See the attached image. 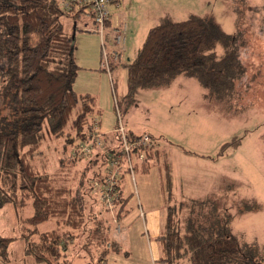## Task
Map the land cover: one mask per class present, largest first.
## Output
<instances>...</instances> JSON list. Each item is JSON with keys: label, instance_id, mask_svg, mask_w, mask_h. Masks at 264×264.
I'll return each mask as SVG.
<instances>
[{"label": "rangeland", "instance_id": "rangeland-1", "mask_svg": "<svg viewBox=\"0 0 264 264\" xmlns=\"http://www.w3.org/2000/svg\"><path fill=\"white\" fill-rule=\"evenodd\" d=\"M113 1L118 4L114 14L125 19L124 38H129L121 49L113 46L109 32L105 31V51L119 52L109 73L103 66L102 51L100 62L96 65L94 61V70L81 68V64H93L89 59L94 46L92 35L100 44L101 37L82 31L84 18L61 17L64 31L73 36V54L80 66L73 89L79 95L94 97L101 132L118 125L119 111L130 132H145L156 140L160 147L158 164L162 166V160L166 159L171 165L172 203L184 199L216 200L232 216V233L239 240L255 241L264 249V0ZM191 15L208 16L225 33L237 37L245 72L236 82L231 98L220 101L207 97L196 78L182 74L168 85L141 88L129 95L124 65L135 57L148 28ZM216 51L221 54L222 48L218 46ZM42 127L46 137L39 157L45 160L44 169L70 189L85 217L83 227L72 232L78 235L67 244L64 263L94 264L101 249L110 248L109 243L115 241L120 248L109 249L110 264H156L153 254L159 244L145 228L143 213L151 209L146 220L149 213H159L163 226L164 214L157 208L161 206L158 164L151 165L146 172L136 164L134 184L129 175H124L120 190L129 194L131 201L117 216L118 208H106L89 186L90 180L102 174L101 160H80L79 165L66 163L61 167L58 160L63 155L64 138L49 134L45 123ZM235 139L237 146H228L219 155L221 146ZM39 159L36 157L38 168ZM93 172L98 175L92 177ZM244 202L256 209L240 213ZM32 213L29 204L24 207L7 204L0 208V238L11 239L5 255L0 243V264H40L24 251L22 234L26 230L22 219ZM37 228L39 232L61 229L55 219L40 223ZM66 234L70 236L69 232Z\"/></svg>", "mask_w": 264, "mask_h": 264}, {"label": "trees", "instance_id": "trees-1", "mask_svg": "<svg viewBox=\"0 0 264 264\" xmlns=\"http://www.w3.org/2000/svg\"><path fill=\"white\" fill-rule=\"evenodd\" d=\"M63 16L70 17L55 0H0V208L7 204L32 207V215L22 219L26 230L22 238L25 254L40 264H65L67 244L72 240L66 233L79 230L85 222L70 189L35 164L46 137L43 123L53 137L64 138L59 165L78 163L69 158V149L75 139L84 137L95 114L94 97L79 95L72 87L79 67ZM218 46L221 54L216 51ZM239 48L237 37L225 33L208 16L165 20L147 31L135 57L124 65L127 93L168 85L182 74L196 78L207 97L229 99L245 72ZM237 143L238 139L224 143L219 155ZM158 151L154 140L141 163L144 172L161 161ZM97 160L103 164L99 155L88 162ZM161 165L164 220L157 238L161 255L156 264H264L263 246L239 240L232 233L231 214L216 200L172 203L171 165L164 159ZM97 175L92 173V177ZM243 205L240 213L256 209ZM50 219L61 229L39 232L37 225ZM10 241L0 238L4 255ZM110 246L119 250L116 242ZM110 248H102L94 264H102Z\"/></svg>", "mask_w": 264, "mask_h": 264}, {"label": "built area", "instance_id": "built-area-1", "mask_svg": "<svg viewBox=\"0 0 264 264\" xmlns=\"http://www.w3.org/2000/svg\"><path fill=\"white\" fill-rule=\"evenodd\" d=\"M60 11L71 18H84L81 29L85 32L96 33L101 37V51L104 67L110 72V66L117 60L119 52H106L105 31L109 32L113 46L122 48L124 43L125 24L110 26L115 7L113 0H55ZM77 20V19H76ZM76 27V26H75ZM108 34V33H107ZM118 125L109 133L100 131L98 115L90 118L84 137L73 142L69 158L90 160L94 155L103 159L102 174L90 180L89 186L93 193L98 194L99 201L112 210L120 196L124 175H129L134 184L135 165L144 161L146 153L154 144V138L148 133L131 135L121 122L117 113ZM142 214V213H141ZM106 264V263H102Z\"/></svg>", "mask_w": 264, "mask_h": 264}, {"label": "crops", "instance_id": "crops-1", "mask_svg": "<svg viewBox=\"0 0 264 264\" xmlns=\"http://www.w3.org/2000/svg\"><path fill=\"white\" fill-rule=\"evenodd\" d=\"M124 18L121 16V15H115V14H113V16H112V19H111V24H110V26L111 27H114L116 24H125L124 23ZM76 28V27H75ZM125 28H126V25H125ZM151 28V27H150ZM150 28H148V30L150 29ZM147 30V31H148ZM147 33V32H146ZM93 36V38H94V46L90 49V56H89V59H90V63L92 62L93 64H85V65H82L81 64V68H84L85 70H87V69H89V70H94V67H96V66H94L95 64H94V61H95V63H96V65L98 64V62H100V57H101V44H100V40H98L99 42H97V38H96V36L95 35H92ZM146 36V35H145ZM128 38L129 37H127V38H125L124 39V43H126V41L128 40ZM145 38V37H144ZM144 40V39H143ZM142 43H143V41H142ZM141 43V44H142ZM141 46V45H140ZM140 48V47H139ZM122 49V48H121ZM123 49H124V47H123ZM74 55V60H75V53L73 54ZM75 63H76V61H75ZM76 65L78 66V64L76 63ZM80 67V66H79ZM116 105H118V102H116ZM96 106V105H95ZM99 113H97V111L95 110V115H98ZM120 114V113H119ZM120 117H121V115H120ZM121 122L123 123V125L126 127V130L131 134V135H139V134H136L135 132H130V128H128V126L123 122V119H121ZM116 127V124L113 126V128L112 129H109V130H104V132H106V133H109V132H111L114 128ZM143 133H145V132H143ZM140 134H142V133H140ZM43 153V152H42ZM42 153H39L38 154V156H42ZM38 159H39V168L40 169H44V164H45V160L44 159H42V157H37ZM164 160H166V159H164ZM79 162H81V161H79ZM78 162V163H79ZM78 163H76V164H78ZM79 165V164H78ZM85 165H86V163H85ZM82 166H84V165H80V167H82ZM140 166V170H142V168H141V166L142 165H139ZM45 170V169H44ZM47 173H49L47 170H45ZM159 174V173H158ZM159 177V176H158ZM172 179H173V176H172ZM173 187H174V179H173ZM159 192H160V196H161V206H160V208L159 207H157L160 211L162 210L163 211V214H164V204H163V199H162V193H161V186H160V182H159ZM174 197V196H173ZM119 198L121 199L120 201V203L119 204H116L115 203V208H118V210H117V216H120V214L124 211V209H125V207H128L127 206V204L131 201V196H129V194L128 195H124V193H123V191L122 190H120V196H119ZM151 209H147L146 210V212L145 213H143V218H145V220H144V226H145V228L147 229V231H148V233H149V235H152V237L154 238V241L156 242V243H158V241H157V238H158V236L160 235V233H161V231H162V227H161V219H160V216H159V213H154V212H151V213H149L148 215H149V218L146 220V215H147V213H148V211H150ZM159 211V212H160ZM161 213V212H160ZM163 217H164V215H163ZM163 225V224H162ZM120 230H118V232H119ZM73 232V231H72ZM70 233L69 235H72V237H74V239H75V236L77 237V233L76 234H73V233ZM73 239V240H74ZM72 240V241H73ZM113 242H115V241H113ZM112 243V242H111ZM118 245H119V248H120V244L118 243V242H116ZM110 244V243H109ZM159 244V243H158ZM101 252V251H100ZM108 253V252H107ZM107 253L104 255V257H103V262L104 263H106V264H110V262L108 261V259H107ZM125 254H126V252H125ZM160 255H161V248H160V245H159V247H157V250H155L154 251V254H153V259H154V261H156L159 257H160Z\"/></svg>", "mask_w": 264, "mask_h": 264}, {"label": "bare ground", "instance_id": "bare-ground-1", "mask_svg": "<svg viewBox=\"0 0 264 264\" xmlns=\"http://www.w3.org/2000/svg\"><path fill=\"white\" fill-rule=\"evenodd\" d=\"M109 23L111 24L112 22L111 21H109ZM94 114H92L91 116H93Z\"/></svg>", "mask_w": 264, "mask_h": 264}]
</instances>
